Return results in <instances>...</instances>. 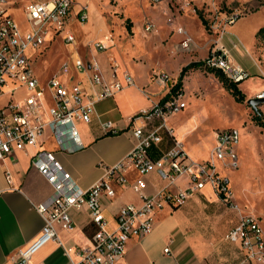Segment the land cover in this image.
<instances>
[{
  "label": "crops",
  "instance_id": "obj_1",
  "mask_svg": "<svg viewBox=\"0 0 264 264\" xmlns=\"http://www.w3.org/2000/svg\"><path fill=\"white\" fill-rule=\"evenodd\" d=\"M28 1L30 0H13L8 10L21 33L32 29L24 10ZM83 3L84 0H74L63 32L53 37V30L50 29L44 46L30 50L32 58L42 57L44 54H47L44 58L49 57V54L57 55L54 58L57 60L56 71L51 76L42 79L36 75L40 83L45 84L52 76L70 83L82 80L90 93H93L98 87H95V90L91 88L87 74L76 70V57L86 63L96 61L107 81L115 79L111 68L114 62L119 66L117 76L122 77L121 71L128 70L134 76L135 83L114 96L97 101L96 113L92 120L89 123H79L85 144L83 148L75 151L64 150L48 127L39 144L14 150L0 160V264H71L73 259H78L79 249L91 244L97 230L87 208L74 209L71 211L73 228H66L57 223L59 239L46 242L27 262H18L19 251L32 244L45 226V219L36 209V205L53 194L52 185L33 164L34 155L41 150L53 152L59 163L82 188L99 182L108 175V169L126 158L133 148V129L136 126L144 125L146 130H151L159 127L163 121L159 117L142 120L134 119V116L159 104L177 83L183 67L194 61H204L215 48V38L208 32L195 10H187L183 14L169 0H163L158 4L150 2L154 6H160L161 13L154 15L155 21L150 19L154 23L152 31L147 32L143 27L144 35L139 34L141 38L156 34L159 40L153 49L148 52L133 51L131 54H100L94 40L108 36L107 32H110L113 26L104 27L103 30V26L94 18L90 20V11L89 24L81 25L77 12ZM241 19L244 18H239L230 26L222 42L231 50L230 57L235 63L243 66L250 74L264 77V64L260 61L259 54H243L231 30L235 27L242 32L245 26H249L254 35L264 25V21L250 23ZM194 21L198 23L200 30L194 28ZM74 26L80 29L75 30ZM179 26H183L187 35L192 38L189 49L181 47L184 36L177 32ZM68 31L75 37L74 44H68L64 40V34ZM135 33L138 35L137 31ZM125 34L128 37V34ZM102 39L103 37L99 40ZM241 41L250 50L254 40L241 38ZM111 43L113 42L110 41ZM49 45L50 48L45 52ZM52 63L54 65V62ZM64 64L68 65L66 69L62 68ZM207 68L205 65L200 66L185 74L182 99L186 102V107L166 117V126L172 134L165 128L160 129L163 139L151 149L153 158H159L179 142L192 161L209 160L216 143V131L226 127L239 128L236 124L217 126L216 129L207 131L211 127L207 124L211 114L231 121H235L238 115L235 98L215 73ZM160 75H166L167 78L162 79ZM242 91L244 92L243 89ZM263 91L264 84L256 95ZM29 94L30 91L25 86L15 89V86L9 83L0 95V107L7 106L11 100L21 101ZM245 94L249 99L250 95ZM245 119L241 117L237 122H245ZM107 120L114 122L118 133L113 134L104 129L102 123ZM243 135L241 133L240 142L235 148L238 167L228 168L218 162L220 174L229 178L234 190L233 201L238 203L240 197L246 200L249 194L258 191L249 190L246 184L244 186L227 173L237 170L243 164L248 148ZM207 138L211 140L208 146ZM123 174L126 178L125 184L116 181V174L110 176L116 193L113 197L103 198L104 215L109 229H115L116 214L123 205L135 204L140 207L144 204L142 191L136 188L139 182L146 183L144 192L150 195L157 194L167 186V182L162 180L156 171L142 175L134 167H128ZM232 182H235L234 185H238L246 196L237 195ZM189 185V178L182 176L167 189L172 194H177ZM224 202L226 201L210 185L195 191L181 204L164 201L163 207L155 213L152 230L141 238L130 237L125 254L115 264H264L245 261L242 248L228 239L229 245L218 244L221 236L224 233L227 235L240 220V212L234 207V211L226 209ZM165 248H169V251L166 252Z\"/></svg>",
  "mask_w": 264,
  "mask_h": 264
},
{
  "label": "built area",
  "instance_id": "obj_2",
  "mask_svg": "<svg viewBox=\"0 0 264 264\" xmlns=\"http://www.w3.org/2000/svg\"><path fill=\"white\" fill-rule=\"evenodd\" d=\"M12 1L0 0V95L9 83H12L15 89L25 86L30 94L21 101L11 100L7 106L0 107V160L14 150L39 144L48 127L64 150L81 149L85 144L79 123H89L96 113V102L114 96L125 87L133 85L134 76L128 70L121 71L122 77L117 76L119 66L113 62L111 68L115 79L107 81L96 61L86 63L76 57L74 60L76 70L87 74L91 88L98 87L97 90L94 89L95 91L90 93L82 80L70 83L56 76L41 84L31 63L33 54L29 52L44 46L50 29L55 34L65 30L74 0L26 2L24 10L32 25V29L26 33L20 32L16 21L8 13ZM149 1L158 4L163 0ZM169 1L179 11L190 7L192 3L191 0ZM242 13L238 9L221 12L222 17H217L218 20L210 23L209 27L217 30L223 38ZM77 18L82 24L89 21L90 13L86 4L80 5ZM144 28L147 32L152 31L153 21L147 20ZM177 32L184 36L181 47L189 49L192 38L187 35L185 28L179 26ZM64 40L68 44L75 43V37L70 31L64 34ZM110 41L111 36L108 35L96 41L94 45L97 50H106L111 47ZM214 47L210 56L204 60L206 67L220 69L227 78L235 82L250 77L247 69L231 59L228 47L222 44ZM67 66L64 64L62 68L66 69ZM160 77L167 78L166 75ZM182 94L178 92L164 103L136 114L134 119L150 120L159 117L163 121L159 127L151 130H146L144 125L136 126L133 129L134 145L126 158L109 168L105 178L88 188H82L70 176L53 152L41 150L34 155L33 164L52 185L53 194L49 199L36 205V209L45 219V226L32 244L19 251L18 262H27L46 242L58 240L57 223L66 228H73L72 210L87 208L97 230L91 244L80 248L77 252L78 259H73L71 264H115L125 254L130 237L141 238L152 230L155 213L163 207L164 201L181 204L195 191L210 185L224 201L240 212L239 223L227 233L226 238L242 248L245 261L264 263V226L255 213L244 211L238 202L233 201L234 190L230 180L222 176L218 169V162L224 167L233 169L238 167V154L235 149L241 138L238 128L218 129L212 158L203 162L192 161L179 142L159 158L151 156L153 146L162 142L160 129L165 128L172 134L166 126V117L186 107ZM258 96L264 97V91ZM102 125L108 132L118 133L114 122L110 120L104 121ZM128 167H134L142 175L156 171L160 178L167 182V186L157 194L150 195L144 192L146 183L139 182L136 188L142 191L144 204L140 207L135 204L123 205L116 214L115 229H109L104 215L103 198L113 197L116 193L110 176L116 174L118 183H126L123 171ZM182 176L189 178L190 185L179 190L177 194H172L167 188L174 185ZM165 251L168 252L169 248H165Z\"/></svg>",
  "mask_w": 264,
  "mask_h": 264
},
{
  "label": "rangeland",
  "instance_id": "obj_3",
  "mask_svg": "<svg viewBox=\"0 0 264 264\" xmlns=\"http://www.w3.org/2000/svg\"><path fill=\"white\" fill-rule=\"evenodd\" d=\"M191 2V6L186 7L181 12L183 14L187 10H189V12L195 10L196 12V8L201 10L204 17L209 22L208 27L210 23L218 20L217 17H222L220 14L221 12L232 9L241 10L243 12L241 17L250 23L264 21V0H192ZM197 3L200 5L198 6ZM83 4H86L91 12L90 20L94 18L99 25L103 26V30L104 27L107 28V26H113V28L111 27V31L107 32V35L111 36V41L113 42L111 44H114V46H111L106 50H99L100 54H131L133 51L148 52L155 47L156 42L159 40L156 34L146 38H141L139 35H144L143 27L146 21L150 19L155 21L154 15L161 13L160 6L150 4L149 0H84ZM90 20L85 24H89ZM95 20L94 22H96ZM80 24L85 25L82 23ZM193 25L195 26L194 28L197 27L200 30L196 21H194ZM210 28L211 27L208 28V32L213 36V38H215L213 45L222 44L228 47L224 42H222L223 38H221V36L217 33V30ZM74 29L78 30L80 28L78 26H74ZM135 29L138 35H136ZM259 29L254 35L252 29H249V26H245L242 32H239L235 27L231 30L233 32L234 39L244 52L242 53L259 54V59L264 64V36H257ZM125 33L128 34V37ZM55 35L56 34L53 32V37ZM101 37L104 39L105 36ZM101 37H97L94 41H98ZM198 38H200V36H198ZM241 38L248 41H251L253 38L254 41L250 50L246 48L248 46L241 41ZM132 39L134 40L131 41ZM114 47L115 49H113ZM49 48L50 45L44 51L46 52ZM232 53L235 54L234 51H232ZM45 56H47V54H44L42 57H35L31 62L34 73L42 79H46L48 76H51L52 73L56 71L57 67V60H54L55 56L57 57L56 54H49V57L47 58H44ZM52 62H54V65ZM207 69L210 70L209 68ZM239 84L244 92L250 95L249 99L256 98L259 97L256 95L257 91L262 90L264 77L250 74L249 78L242 80ZM247 100L248 98L243 103L236 101L238 104V115L236 117L237 119L235 118V121H231L227 118H217L211 114L209 117V123L207 122V124H209V126L211 125V127L207 131H211L213 128L216 129L217 126L224 127L237 124V126H239L238 129L240 130V134L243 133L245 135L244 141L248 148L246 150L243 164L240 165L237 170L228 171L227 173L234 180L241 182L243 185L246 184L249 190H258L257 192L249 194L246 200L240 197L239 205L243 210L255 213V215L260 218L264 226V128L257 125L253 120L254 109L256 108L249 105ZM257 108L260 109L264 117V102L258 104ZM241 117L246 118L245 122L241 121L238 123L237 120L241 119ZM210 141L211 140L209 138L206 139L207 146L210 145ZM234 183L235 182H232L236 194H243L246 196L244 192H241L239 186L236 184L234 185ZM237 198L238 197H236V199ZM224 205V207L228 210H236L226 202H224ZM236 211L238 212V210ZM223 243L229 245L225 233L218 240V244Z\"/></svg>",
  "mask_w": 264,
  "mask_h": 264
},
{
  "label": "trees",
  "instance_id": "obj_4",
  "mask_svg": "<svg viewBox=\"0 0 264 264\" xmlns=\"http://www.w3.org/2000/svg\"><path fill=\"white\" fill-rule=\"evenodd\" d=\"M196 13L198 14L202 23L208 29L209 28L208 20H206V18L204 17V14L201 12V10L197 8H196ZM257 36H264V26H262L259 29V31L257 32ZM204 65H205V61H194L186 65L185 67H183L177 83L171 88V91L164 97V99L160 103H164L170 98L176 96L178 92H183V78L185 74L190 70H193L195 68H198ZM209 69L215 73V75L220 79L223 85L230 91V93L233 95L236 101L242 102V103L245 102V100L247 99V96L242 91V89L239 87L240 82H235V81L230 80L229 78H227V76H225V74L220 69H217V68H209ZM253 120L255 121L257 125L264 128V117L259 108L254 109Z\"/></svg>",
  "mask_w": 264,
  "mask_h": 264
},
{
  "label": "water",
  "instance_id": "obj_5",
  "mask_svg": "<svg viewBox=\"0 0 264 264\" xmlns=\"http://www.w3.org/2000/svg\"><path fill=\"white\" fill-rule=\"evenodd\" d=\"M248 104L253 108H257L258 104L264 102V97L250 98L247 100Z\"/></svg>",
  "mask_w": 264,
  "mask_h": 264
}]
</instances>
